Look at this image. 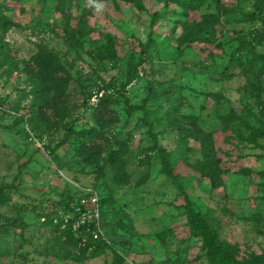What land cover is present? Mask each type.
<instances>
[{"label":"rangeland","instance_id":"1","mask_svg":"<svg viewBox=\"0 0 264 264\" xmlns=\"http://www.w3.org/2000/svg\"><path fill=\"white\" fill-rule=\"evenodd\" d=\"M221 1L233 6L235 0ZM3 3L9 9L2 8V12L10 19L0 30L5 49L19 62L40 49L53 51L72 75L65 122L74 121L76 129L94 125L85 100L97 80L128 82L125 94L113 105L118 122L104 129L110 138L107 150L116 148L119 140L128 146V182L113 183V172L106 164L105 174L97 177L94 167L77 162L69 144L56 148L59 161L52 160L46 146L53 148L64 130L50 134L33 129L28 121L31 96H24L29 88L24 75L7 77L0 69V189L9 197L7 206H0V264H112L110 248L78 261L66 257L68 246L51 227L42 225L41 212L53 210L62 198L74 202L88 188L103 198L111 196V204L103 207L106 232L112 248L123 258L121 264H206L201 243L190 235L182 214L185 195L210 213L227 246L242 256L264 252V141L249 138L250 128L264 122L260 58L264 12L254 22L241 20L254 10V0L240 1L235 12L221 18L217 41L181 47L182 25L213 12L212 2L184 18L180 17L183 11L166 5V0H142L141 8L126 1H103V8L92 9L87 17L95 28L89 37L97 38L99 29L116 35L115 64L90 56L88 36L78 47L69 45L57 0H0V7ZM80 4L81 0L66 2L71 6V24ZM170 9L177 14L172 19ZM154 12L162 13L156 21ZM147 42L150 48L143 54L140 44ZM164 104L171 117L195 116L203 130L214 134L224 169L218 187L191 168L201 158L199 143L182 139L170 125ZM129 106H143L148 115L143 117L141 109L128 113ZM228 114L234 116L232 127L241 128L235 144L221 131L220 116ZM19 115L25 118L19 120ZM153 136L168 152L184 194L161 172L157 150L147 149ZM240 168L253 173L234 172ZM144 174L146 181L138 184Z\"/></svg>","mask_w":264,"mask_h":264},{"label":"trees","instance_id":"2","mask_svg":"<svg viewBox=\"0 0 264 264\" xmlns=\"http://www.w3.org/2000/svg\"><path fill=\"white\" fill-rule=\"evenodd\" d=\"M70 0H57L56 9L64 16L63 32L64 38L71 47L81 45L83 39L88 36V53L94 59L103 62L109 61L115 64L117 61V37L111 32L97 30L98 37H89L90 33L95 31V28L90 27L87 22V17L92 9H97L96 5L108 0H81L80 11L74 17V24H71V6H67L66 2ZM113 2L126 1L131 2L139 8L142 7V0H111ZM240 1L235 0L234 5L223 3L221 0H166V5L172 4L176 8H180L183 13L180 17H188L190 12H197L205 4L213 3L215 10L213 12H204L199 15V19L182 25V35L178 38V46L182 44L190 46L192 43H212L221 37L222 29H218L222 25L221 18L229 13L235 12V8L240 7ZM3 9H9L8 5L2 4L0 7V30L5 28L10 19L2 12ZM264 12V0H254V10L251 12H241L245 16L241 18L243 21H255L258 14ZM169 18L176 16L174 9L168 11ZM162 13L154 12L153 19L156 21ZM179 20V17L177 18ZM178 20H171L176 22ZM176 24V23H175ZM175 27V25H173ZM243 43V37H239ZM150 43L140 44L143 54L148 52ZM241 48V47H240ZM239 52V50H237ZM239 54V53H237ZM237 55L236 61L241 63ZM264 65V52L260 55ZM0 69L1 73L7 77L14 73L24 75V81L28 85V90L24 91V96H31V104L29 106L28 121L33 129L46 130L48 133H53L60 128L64 130L63 136L55 143L53 148H49L48 153L51 159L59 161L55 156L56 148L69 144L73 149L77 158V162L84 166H92L96 169L97 177L105 174L104 165H108L113 172L111 181L117 185H125L128 182V174L126 173V162L128 146L124 141H117V147L107 150L110 146V138L104 132L105 128L110 127L118 122L119 116L113 108L118 98L125 94L127 83L118 84L116 82H104L97 80L94 87L88 92L85 104L91 109L93 126L89 128L76 129L75 123L65 122V117L68 115V96L67 88L72 80V75L65 69L59 59V56L50 50L40 49L34 53L28 60L19 62L5 49L2 38L0 36ZM102 90V94L98 96V101L95 105L89 104V98L95 91ZM165 113L168 116L169 123L176 131L181 134L183 140L192 138L197 141L200 146L201 158L196 163L190 165L191 168L198 173L200 177L208 178L212 187H218L221 181V173L224 169L221 167V158L219 151L221 150L215 141L214 134L203 130L198 124L195 116L184 115L183 119H176L170 116L171 111L169 106L163 105ZM136 109L143 110V117L148 115L143 106H129L128 113ZM25 117L19 115L18 119L23 120ZM233 115L220 116L222 122L221 131L225 133V139L235 144V137L241 135V128L232 127ZM227 130H232L233 134L227 133ZM155 136L153 143L147 148L149 151L157 150L161 172L166 174L172 182L177 185L181 193H185L181 186V181L177 174L174 173L173 165L169 158L168 152L161 146L156 144ZM249 138L252 141L262 139L264 141V122L260 126L250 128ZM51 141V140H49ZM43 143V142H42ZM44 145V143H43ZM105 154V155H104ZM227 154V152H224ZM143 164L145 162H142ZM250 175L253 173L249 168H240L234 171ZM259 176L263 174L259 173ZM147 174H144L138 184H142L147 179ZM98 194V193H97ZM81 195L76 196L74 202H69L67 199L58 200L55 202V208L48 212H41L42 225L51 227L53 232L58 233V239L68 246L66 257L76 261L85 256L96 255L103 248H110L113 254L112 264H121L122 256L112 248V242L106 232L108 222L105 218L103 207L105 204H111V196L99 197L100 215L102 220V228L108 238L105 241L101 238H95L85 226L73 231L70 226V219L65 221L58 216L59 211L66 214L71 213L72 205L79 200ZM9 197L0 189V206L6 207ZM15 210L17 207H13ZM182 214L185 216V223L189 229L190 235L201 243V249L204 252L206 264H264V252L261 254L240 255L236 250L227 246L221 239L215 227L214 218L207 210H204L201 205L190 200L185 195V202L182 204ZM57 219L54 222V219ZM3 228H8V225H3ZM63 238V239H61Z\"/></svg>","mask_w":264,"mask_h":264},{"label":"built area","instance_id":"3","mask_svg":"<svg viewBox=\"0 0 264 264\" xmlns=\"http://www.w3.org/2000/svg\"><path fill=\"white\" fill-rule=\"evenodd\" d=\"M102 90L95 91L89 98V104L95 105L98 101V96L102 94ZM42 148L43 143L38 144ZM79 200L71 207V213L66 214L63 211L58 212V216L65 221L70 219V226L73 231L85 226L91 232L93 237L101 238L108 241V238L102 228V220L100 215L99 197L95 190L88 188L84 189ZM57 219H54L56 222Z\"/></svg>","mask_w":264,"mask_h":264},{"label":"clouds","instance_id":"4","mask_svg":"<svg viewBox=\"0 0 264 264\" xmlns=\"http://www.w3.org/2000/svg\"><path fill=\"white\" fill-rule=\"evenodd\" d=\"M96 8H97V9H102V8H103V5H101V4H97V5H96Z\"/></svg>","mask_w":264,"mask_h":264}]
</instances>
